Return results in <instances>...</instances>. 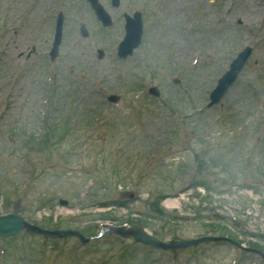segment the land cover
<instances>
[{
  "label": "rangeland",
  "instance_id": "1",
  "mask_svg": "<svg viewBox=\"0 0 264 264\" xmlns=\"http://www.w3.org/2000/svg\"><path fill=\"white\" fill-rule=\"evenodd\" d=\"M98 2L104 26L89 0H0V215L90 238L21 232L0 264H264V0ZM136 12L142 40L119 57ZM109 225L227 239L168 251Z\"/></svg>",
  "mask_w": 264,
  "mask_h": 264
},
{
  "label": "water",
  "instance_id": "2",
  "mask_svg": "<svg viewBox=\"0 0 264 264\" xmlns=\"http://www.w3.org/2000/svg\"><path fill=\"white\" fill-rule=\"evenodd\" d=\"M91 2V6L98 15V17L104 22V24H109L111 22V18L106 13L102 5L98 2V0H89ZM119 0H113V5H118ZM126 37L122 44L120 45L119 55L124 57L126 55L132 54L134 49L141 42L142 36V19L140 13H135L134 18L127 16V25H126ZM83 35L87 34L86 29L82 28ZM60 41V33L57 35V41L55 42L54 49L51 55L54 57L55 52L58 49ZM251 48L247 47L244 51H242L238 57L232 62L230 69L224 74V76L219 80L217 87L212 91L210 98L211 102L209 106H212L214 103H217L222 96L226 93L228 88L232 85L234 80L236 79L238 73L243 68L245 62L251 54ZM151 93L154 95L159 94L157 88H151ZM111 100L117 101V97H110ZM1 194H0V203H1ZM66 202V201H61ZM67 203V202H66ZM112 232L118 233L125 237H134L135 240L141 242L143 244L151 245L156 248H163L165 250H175L178 247H185L189 245H196L203 241H219L223 240L224 237H213V236H204L199 239H194L190 241L181 240L175 242H162L157 237L149 234L145 229L137 227V226H110ZM22 230H26L31 235L42 234L46 237H67V236H77L81 239L82 242H86L88 238H85L81 230L79 229H47L41 226L34 225L32 223L27 222L21 215L17 214V212H12L5 215H0V236L5 239L9 236H14L20 233Z\"/></svg>",
  "mask_w": 264,
  "mask_h": 264
},
{
  "label": "bare ground",
  "instance_id": "3",
  "mask_svg": "<svg viewBox=\"0 0 264 264\" xmlns=\"http://www.w3.org/2000/svg\"><path fill=\"white\" fill-rule=\"evenodd\" d=\"M175 203H176V199H168V200L166 201V204H167L168 206H174Z\"/></svg>",
  "mask_w": 264,
  "mask_h": 264
}]
</instances>
